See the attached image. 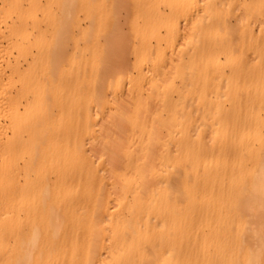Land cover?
<instances>
[{
	"label": "bare ground",
	"instance_id": "bare-ground-1",
	"mask_svg": "<svg viewBox=\"0 0 264 264\" xmlns=\"http://www.w3.org/2000/svg\"><path fill=\"white\" fill-rule=\"evenodd\" d=\"M105 6L0 0V264H264V0H130L128 59Z\"/></svg>",
	"mask_w": 264,
	"mask_h": 264
},
{
	"label": "rangeland",
	"instance_id": "rangeland-1",
	"mask_svg": "<svg viewBox=\"0 0 264 264\" xmlns=\"http://www.w3.org/2000/svg\"><path fill=\"white\" fill-rule=\"evenodd\" d=\"M21 1H24V0H21ZM36 1L39 5H41L42 7L45 8V9H43L44 11H47L49 13L59 14V11L61 10L60 9V3L62 2V0H47V1L46 0H36ZM178 1L181 2L184 0H178ZM129 2H130V0H116V1L113 0V7L111 10H108L107 7L105 6L104 12H103V8H102L101 15H102V18L103 17L104 18H103L101 25L98 28L97 27L96 28H93V27L90 28L91 37L92 36L96 37V40L101 42V44H105V46L108 49L110 48L111 49L110 54H112V55L117 54V56H118L120 54L119 52H121L123 54V58H126V59L129 58V56H128L129 53H126V50L129 46V44H133L136 42V39H133V37L130 38V27H129L130 20L129 19L131 17V11H130V8H128ZM118 3H119V5L121 4L122 6L121 5L119 6ZM116 6H118V9ZM128 13H130V14H128ZM70 15L71 16L69 17L70 22H69V31H68L69 37L66 40V42L63 44L64 46L62 47L63 57L61 59V64H63V69L68 68L71 64L74 63V62L72 63V61L76 60L78 58L77 57V55H79L78 49H81L85 44L84 41L80 38V36H81L80 28L83 29V28H86L89 26L88 20L84 19L82 17L81 12L73 11ZM4 16L5 17L2 18L3 23H2L1 30L3 32H6L5 31V24L6 23L10 24L11 21L13 20L14 16L11 15V13L9 11H6L4 13ZM118 21H119V23H118ZM133 21H134V23L141 25L143 19L140 17H135L133 19ZM183 22L184 21L179 18L178 26L180 29H182L184 27L185 23H183ZM42 25L44 27H49V24L44 23V22L42 23ZM118 25L120 28L118 27ZM120 29L123 30V33L125 31V33L123 34ZM99 30H101V31H99ZM44 34H47V33L45 32ZM104 34H106L105 35L106 37L104 36ZM107 36H108V38H107ZM117 37H119L120 39ZM104 39H105V41H104ZM116 39L119 40L118 43H117ZM70 55H73V56H70ZM1 57H3V59H4V62L2 64L3 65L2 68L4 69L6 75H9L10 74L9 68L7 67L8 65L6 63L9 62L10 63L9 65H15V63H16L15 62L16 61V52H15V50H11L10 48H7V44L4 40H2V38H1ZM18 60H19L18 61L19 70L22 73H24L25 76L27 77L29 75V73L31 74V67L32 66L29 65L31 63V59L29 57H22V58H19ZM66 83H67V81L64 80V85H65L64 87L59 85V84L55 85V87H54L55 91L52 94L56 95V96H65V93H66L65 91H66V89H68V87L66 86ZM10 90H13V89H12V86L7 85V80H5L3 83H1V96L7 94ZM108 95H109L108 98L111 99L110 94H108ZM49 110H52L53 113H56V111H57L55 105L52 106V104L50 105ZM111 112H114V110L112 109ZM111 112H108V113L110 114ZM97 121H98V118H97ZM98 125H100V121H99ZM85 147L86 148L89 147L88 142L85 143ZM95 165H98L97 161L95 162Z\"/></svg>",
	"mask_w": 264,
	"mask_h": 264
}]
</instances>
